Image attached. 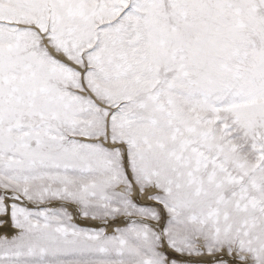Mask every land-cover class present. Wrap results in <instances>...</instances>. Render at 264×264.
<instances>
[{
	"label": "snow or ice",
	"instance_id": "6c2138e0",
	"mask_svg": "<svg viewBox=\"0 0 264 264\" xmlns=\"http://www.w3.org/2000/svg\"><path fill=\"white\" fill-rule=\"evenodd\" d=\"M0 264H264V0H0Z\"/></svg>",
	"mask_w": 264,
	"mask_h": 264
}]
</instances>
